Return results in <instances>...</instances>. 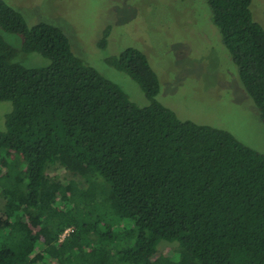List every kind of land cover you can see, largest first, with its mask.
Listing matches in <instances>:
<instances>
[{"label": "trees", "instance_id": "16d2710c", "mask_svg": "<svg viewBox=\"0 0 264 264\" xmlns=\"http://www.w3.org/2000/svg\"><path fill=\"white\" fill-rule=\"evenodd\" d=\"M205 1L264 125L253 0ZM0 29L21 38L18 51L0 37V102L12 105L0 131V264H264V153L160 104L138 49L105 62L139 86L143 107L75 55L60 28L29 26L0 0ZM19 52L47 65L26 68ZM54 166L81 182L57 183Z\"/></svg>", "mask_w": 264, "mask_h": 264}, {"label": "rangeland", "instance_id": "374dc122", "mask_svg": "<svg viewBox=\"0 0 264 264\" xmlns=\"http://www.w3.org/2000/svg\"><path fill=\"white\" fill-rule=\"evenodd\" d=\"M2 1L19 11L29 26L44 22L60 28L75 55L143 107L149 102L139 86L105 62L126 48L140 50L157 75L160 91L156 100L160 104L180 120L224 130L243 145L264 153V125L241 86L205 0ZM250 9L264 29V0H253ZM0 37L20 50V36L0 29ZM16 61L26 68L47 65L38 54L19 52ZM11 111L10 102H0V131ZM47 174L59 184L81 182L59 166ZM3 205L0 196V209ZM159 250L164 255L170 253L164 245Z\"/></svg>", "mask_w": 264, "mask_h": 264}]
</instances>
